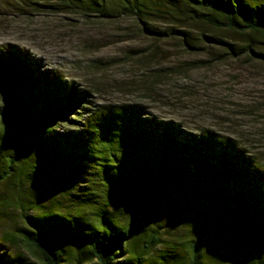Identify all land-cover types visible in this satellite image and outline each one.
<instances>
[{"label":"trees","instance_id":"1","mask_svg":"<svg viewBox=\"0 0 264 264\" xmlns=\"http://www.w3.org/2000/svg\"><path fill=\"white\" fill-rule=\"evenodd\" d=\"M118 1L141 21L164 6L216 29L264 35V0ZM59 6L105 14L106 0ZM0 97V185L13 177L29 184L40 211L20 230L39 262L0 243V264H140L128 248L142 228L109 214L124 195L161 223L146 251L161 241V227L200 225L222 248L204 253L193 242L190 264H247L252 256L264 264V160L237 139L189 131L139 105L90 109L89 92L14 49L0 51ZM83 204L99 206L93 220L79 211Z\"/></svg>","mask_w":264,"mask_h":264},{"label":"rangeland","instance_id":"2","mask_svg":"<svg viewBox=\"0 0 264 264\" xmlns=\"http://www.w3.org/2000/svg\"><path fill=\"white\" fill-rule=\"evenodd\" d=\"M155 9L141 21L125 15L118 0H106L105 14L66 10L59 0H0V51H24L42 69L86 90L90 109L139 105L189 131L235 138L264 160V35L216 29L178 10ZM5 104L0 97V108ZM28 185L15 177L0 185V243L10 254L39 262L20 234L29 226L27 215L40 212L32 209L36 195ZM78 207L93 220L99 206ZM145 212L124 195L109 213L116 223L134 221L142 228L128 248L140 253V264H190L193 242L204 253L222 248L200 225L173 223L161 227V241L146 251L145 240L161 223ZM246 262L259 264L253 256Z\"/></svg>","mask_w":264,"mask_h":264}]
</instances>
